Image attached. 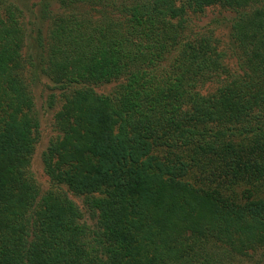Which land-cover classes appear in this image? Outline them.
<instances>
[{
	"label": "trees",
	"instance_id": "obj_1",
	"mask_svg": "<svg viewBox=\"0 0 264 264\" xmlns=\"http://www.w3.org/2000/svg\"><path fill=\"white\" fill-rule=\"evenodd\" d=\"M55 1L43 72L63 105L45 193L21 10L0 8V264H234L262 249L264 0ZM216 5L236 12V71L191 26Z\"/></svg>",
	"mask_w": 264,
	"mask_h": 264
},
{
	"label": "rangeland",
	"instance_id": "obj_2",
	"mask_svg": "<svg viewBox=\"0 0 264 264\" xmlns=\"http://www.w3.org/2000/svg\"><path fill=\"white\" fill-rule=\"evenodd\" d=\"M186 0H177L178 4H185ZM15 5L21 10L20 22L25 32L26 43L23 56L26 59L25 78L31 84L35 99V111L40 123L39 137L32 157L31 171L40 187L45 193L52 187L46 175L43 164V154L51 141L59 136L56 129V114L61 110L63 99L61 91L50 78L44 74L47 41L52 15L60 12L55 0H0V8ZM81 12H90L94 19L99 17L96 11L90 8H80ZM191 26L194 32L208 34L219 52L227 54L224 63L232 71L238 69V60L235 44L232 39V26L236 19V12L223 6L216 5L207 8L202 14L190 15ZM120 81L102 83L95 86V90L104 95H111ZM217 85L208 84L203 94L213 93ZM71 199L78 205L83 214V221L91 229L99 230L98 214L94 215L85 203V197L69 192ZM264 247L256 252L250 251L249 258L236 257L234 264H263Z\"/></svg>",
	"mask_w": 264,
	"mask_h": 264
}]
</instances>
